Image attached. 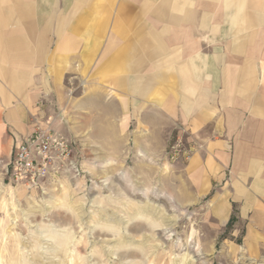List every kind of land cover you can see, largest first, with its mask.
Here are the masks:
<instances>
[{
    "label": "crops",
    "instance_id": "1",
    "mask_svg": "<svg viewBox=\"0 0 264 264\" xmlns=\"http://www.w3.org/2000/svg\"><path fill=\"white\" fill-rule=\"evenodd\" d=\"M89 79L81 105L128 110L135 157L184 138V204L223 187V221L235 205L264 256V0H0V160Z\"/></svg>",
    "mask_w": 264,
    "mask_h": 264
},
{
    "label": "rangeland",
    "instance_id": "2",
    "mask_svg": "<svg viewBox=\"0 0 264 264\" xmlns=\"http://www.w3.org/2000/svg\"><path fill=\"white\" fill-rule=\"evenodd\" d=\"M68 87L44 126L73 143L81 175L27 187L10 179L9 162L0 160V264H264L243 247L246 224L237 207L228 224L215 207L223 187L184 204L177 165L191 158H170L177 136L163 158L135 157L129 111L118 119V110L95 96L81 105V89H98L92 79Z\"/></svg>",
    "mask_w": 264,
    "mask_h": 264
},
{
    "label": "built area",
    "instance_id": "3",
    "mask_svg": "<svg viewBox=\"0 0 264 264\" xmlns=\"http://www.w3.org/2000/svg\"><path fill=\"white\" fill-rule=\"evenodd\" d=\"M51 123L37 125L20 140L7 164L6 175L15 183L27 187H42L60 176L79 177L81 170L74 160L73 143L52 129ZM173 161H187L191 148L183 137H176L170 147Z\"/></svg>",
    "mask_w": 264,
    "mask_h": 264
}]
</instances>
